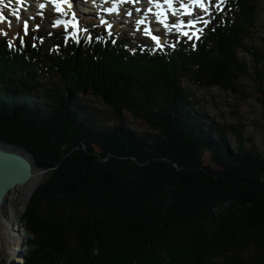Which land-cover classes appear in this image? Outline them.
Instances as JSON below:
<instances>
[{"label":"trees","instance_id":"1","mask_svg":"<svg viewBox=\"0 0 264 264\" xmlns=\"http://www.w3.org/2000/svg\"><path fill=\"white\" fill-rule=\"evenodd\" d=\"M255 2L164 54L94 30L0 43V138L46 174L19 218L23 264H264V152L192 91L247 97L253 79L264 117Z\"/></svg>","mask_w":264,"mask_h":264},{"label":"rangeland","instance_id":"2","mask_svg":"<svg viewBox=\"0 0 264 264\" xmlns=\"http://www.w3.org/2000/svg\"><path fill=\"white\" fill-rule=\"evenodd\" d=\"M206 2L212 4L215 3V0H206ZM224 8H227V0H224ZM209 11L212 13L213 17H216L217 13L219 12L214 7H210ZM36 12V8L32 7L28 11V15L34 19H37V22L42 23L45 26L47 32H50L53 29V26H49V22L50 20H55L56 18L50 17V13L48 11L47 14L40 15V18H42V20L40 21L38 19L39 17L37 18L38 15ZM199 15H204L200 9ZM92 18H95V16H92ZM9 19L7 20L8 23L5 24V26L3 25L0 27L3 28V31L7 33V35H0V37L7 36L8 38H12L11 34L8 33L9 27L7 25L9 23L11 24L12 30L14 31L13 33H16V36L20 35L24 30V28L20 25V21H16L15 19H11L9 21ZM118 19L120 20L121 17H118ZM204 19H208V17L204 16ZM252 20L253 22H250L252 23V25L248 23L249 28H251V34L254 36L252 40L258 41V37L264 38V0H256L254 4V13ZM77 25L78 28L73 29L72 24H67L66 31H63L64 34L68 37H71L75 34L84 32V28L81 27V23L79 22L77 23ZM200 26L201 25H197V27ZM144 29V27L136 28V24L133 23L132 19H126L125 22L121 25L115 26L113 33L117 34L118 37L122 39L131 38L133 42L132 45L140 42L144 46L148 47L150 45L151 47H153L149 39L143 37L145 34ZM29 31L30 30H28V32ZM165 33L168 32L166 31ZM177 38L181 37L176 36V39ZM164 42H167V40L164 39ZM155 48L158 49L159 47ZM248 57L249 55H246L247 59H249ZM245 82L252 83V86L241 84V89L244 87V91L246 93L248 91V94H251L247 97H245L241 93H234L231 90H224L217 87L201 90L192 87V91L195 94V97L199 100L198 102L200 103V106L203 107L211 115L221 120H227L229 122H238L239 119H242L245 122L246 135L255 140L259 148L264 152V117L262 114L263 107L256 98V95H261V93L255 87L256 82L253 79H251L250 81L245 80ZM130 122L131 128L137 131L145 129V127L141 123L136 122L134 119H131ZM35 172V177L28 184L24 186H18L17 188L12 190L6 203V214L8 213V215L11 217L10 219L12 220V224H18V228L23 233V235L24 231L22 228H20L19 218L23 214L25 205L31 194L46 176V174L44 172H41L40 170L35 169ZM24 248L25 246H21V249L19 251L20 254L22 253V249L24 251ZM19 253L17 254V257L14 259L12 264H19L20 262H22V256Z\"/></svg>","mask_w":264,"mask_h":264},{"label":"snow or ice","instance_id":"3","mask_svg":"<svg viewBox=\"0 0 264 264\" xmlns=\"http://www.w3.org/2000/svg\"><path fill=\"white\" fill-rule=\"evenodd\" d=\"M17 3L20 2V0H16ZM125 2L128 3H133L136 2L138 3L139 0H125ZM62 3H68V0H60L59 3H56V11L57 12H62L63 9L61 7ZM149 4H153L155 8L157 9L156 13L154 14L157 22L160 23L161 25L164 26L166 30H175L178 32L180 35L187 37L188 40H199L201 35L203 34L204 28L207 27L209 23H211L212 19L214 18L212 16V13L209 11L210 7H214L217 9V11H223L224 8V0H215V3H208L206 0H188L187 3L181 2L179 4V9H176L173 7L172 0H163V4L159 2V0H148ZM167 5V11L164 10L163 5ZM41 8L44 7L43 4L40 5ZM68 7H72V5L69 3ZM198 8L203 12V16L201 15H194L193 9ZM109 11H115V8L110 9ZM137 12L140 11L139 8L136 9ZM149 11L151 12V8H149ZM180 12L182 15L192 17L188 19L186 22L183 20H176V22L169 24L167 22V13L171 12L173 16L177 15V12ZM15 14V12H14ZM128 15H131V13H128ZM204 16H207L208 19H204ZM17 21L20 20V17L16 15ZM5 17L3 15H0V22H4ZM61 23H64L65 26H67L68 22H63L60 20L55 21L54 26L60 25ZM101 23H105V21L101 20ZM139 23H143V21H139ZM197 25H201V27H197ZM8 27H11V24L9 23L7 25ZM38 27V26H37ZM72 27L73 29H77L78 25L75 22H72ZM110 27V25H109ZM23 28L25 31V34H27L29 30V23L25 20L23 22ZM215 30V29H213ZM145 34L150 35L151 39L156 43L158 47H161V42L160 38L155 35H151V29H144ZM0 35H7L3 31V28H0ZM20 43H23V39H20ZM195 42H193L192 47L195 48ZM9 47H12L11 41H9ZM170 47H174V45H170Z\"/></svg>","mask_w":264,"mask_h":264},{"label":"water","instance_id":"4","mask_svg":"<svg viewBox=\"0 0 264 264\" xmlns=\"http://www.w3.org/2000/svg\"><path fill=\"white\" fill-rule=\"evenodd\" d=\"M34 165L35 156L31 151L0 138V208L6 209L12 190L28 184L35 177ZM24 242L25 239L23 246Z\"/></svg>","mask_w":264,"mask_h":264},{"label":"bare ground","instance_id":"5","mask_svg":"<svg viewBox=\"0 0 264 264\" xmlns=\"http://www.w3.org/2000/svg\"><path fill=\"white\" fill-rule=\"evenodd\" d=\"M34 1H40V0H34ZM4 2H7L8 5L10 4L8 9H10L12 13L15 12V14H17L18 16H20V14L23 13V10H21V13H20V10L13 8V3H11V1L6 0ZM89 2L94 4L97 1L90 0ZM159 2H161V0H159ZM182 2L185 3V2H188V0H182ZM132 4H141V5L143 4V7H145V9L139 8L140 11L137 12L136 9L138 7L133 6ZM153 4H149L148 0H139L138 3L133 2V3H128V4H119V8L114 12H119L121 7L123 6L124 8L130 9L133 15H139L140 20L147 24L149 22L148 19H151V18L156 19L155 15L153 16V14L156 13L157 9L156 8L154 9L152 7ZM149 8H151V11H154V12H150ZM3 9L4 8L1 3L0 4V15H3L5 17V21L0 22V27L5 25L6 21L10 18V16L7 15V13ZM178 14H181V13L179 12ZM62 16L63 15H61L60 17ZM181 16H184L185 18L188 17L182 14ZM5 210L6 209L4 208H0V264H12L21 249L22 243L24 241V235L18 228V225L12 224V220L10 219L11 217L8 215V213L6 214Z\"/></svg>","mask_w":264,"mask_h":264}]
</instances>
